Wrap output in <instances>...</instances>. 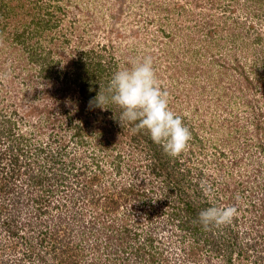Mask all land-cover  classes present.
Listing matches in <instances>:
<instances>
[{
  "label": "rangeland",
  "instance_id": "374dc122",
  "mask_svg": "<svg viewBox=\"0 0 264 264\" xmlns=\"http://www.w3.org/2000/svg\"><path fill=\"white\" fill-rule=\"evenodd\" d=\"M0 4V154L29 151L17 154L26 188H0V264H264V0ZM147 56L191 131L175 157L119 106H89ZM59 147L61 181H26L52 170ZM213 205L238 213L205 228L198 213ZM89 215L91 231L80 228ZM116 233L124 246L109 249ZM149 235L154 256L141 257Z\"/></svg>",
  "mask_w": 264,
  "mask_h": 264
},
{
  "label": "clouds",
  "instance_id": "9594fccd",
  "mask_svg": "<svg viewBox=\"0 0 264 264\" xmlns=\"http://www.w3.org/2000/svg\"><path fill=\"white\" fill-rule=\"evenodd\" d=\"M153 64L152 57L147 56L134 62L128 68L116 71L105 91H99L94 100L89 101V106L95 105L102 109L109 103L119 106L121 109L120 121L134 124V130L146 129L154 143L160 144L168 155L175 157L188 146L191 131L183 123L181 116L170 108L169 93L161 86ZM9 77V73H0V80ZM13 150L14 147H12ZM4 158V155L0 154V188H3L4 185L15 184L22 192L27 183L19 182L14 173L18 167L15 162L18 158L17 152ZM6 160L8 162H5ZM58 160L61 158L59 157ZM18 169L21 168L18 167ZM10 171L12 172L10 173ZM37 177L38 175L35 174L31 179L29 175L25 180L34 183ZM201 188L205 194L212 191L211 185L206 182L201 183ZM45 196L46 194L41 192L35 197H42L43 203ZM237 213L238 209L235 206L213 205L201 210L198 213V220L205 228L219 227L230 224Z\"/></svg>",
  "mask_w": 264,
  "mask_h": 264
},
{
  "label": "trees",
  "instance_id": "16d2710c",
  "mask_svg": "<svg viewBox=\"0 0 264 264\" xmlns=\"http://www.w3.org/2000/svg\"><path fill=\"white\" fill-rule=\"evenodd\" d=\"M6 5V4H5ZM1 10H5V7H4V4H0V11ZM0 15H1V12H0ZM20 34H22V33H19L18 35H16V38L19 40V41H25V39L23 38L22 40H21V35ZM236 65H238V64H236ZM82 73H83V71H82ZM85 74H86V72L85 73H83L82 75H84L85 76ZM74 81H76V82H78L79 83V87H80V89L79 90H81L82 92H84L85 91V89H87V88H85V86H87L86 84H87V82H86V80H81V79H78V74L75 76V78H74ZM82 81V82H81ZM120 114H121V111L118 113V118H120ZM124 122V121H123ZM130 124V123H129ZM85 125H83V127H80V128H82V129H84L85 127H84ZM130 126H131V128H133L132 127V124H130ZM133 126H135V125H133ZM121 128H122V126H121ZM119 129V128H118ZM123 129V128H122ZM145 131H147L146 129H144ZM142 130H139V131H137V134H139V135H143L142 134V132H141ZM144 136V135H143ZM144 137H146V136H144ZM135 138H137V137H135ZM134 138V139H135ZM149 146H152V147H154L155 149H157L158 150V148L157 147H160V148H163L160 144H155L153 141H152V139L150 138V143H149ZM42 148H44V147H42ZM15 149H16V152H17V154H19V155H22V153H26V152H23V150L24 151H28V149H25L24 147H22L21 145H17L16 147H15ZM62 151H63V148L62 147H59L57 150H52L51 152H49V154H46V155H48L49 156V158H51V160H53L54 162H53V166L51 167L52 168V170L50 171V170H47V169H44L42 172H40V173H36L37 175H38V177L36 178V180L34 181V182H36V183H38V184H40V182H41V180L42 179H46L47 177H51L52 178V176L51 175H60V174H62L66 169H67V166H66V163L64 164V166H62L61 168L62 169H60V171H54V168L55 169H57L58 170V168H56V166H58L59 167V165H58V163H61L60 162V160H58V158L61 156V154H62ZM29 152V151H28ZM40 152H42V153H44L45 151H43V150H40ZM46 153V152H45ZM54 154L55 155H57V157L56 156H54ZM29 155V154H28ZM44 155V154H43ZM33 156V153L32 152H30V155H29V157H27V158H31ZM53 157V158H52ZM18 161H19V159L17 158L16 159V165L19 167V164H18ZM18 167H17V169H15V171H14V173H15V175L16 176H19V173H23L22 171H20L21 169H18ZM197 175H198V177H200V178H203V173H202V171L201 170H199V171H196L195 172ZM25 174V173H24ZM188 174H190V171L188 170ZM88 177H90V176H88ZM92 177V176H91ZM90 177V178H91ZM88 185V184H87ZM61 226H64L63 224H61ZM57 227H59L60 228V225H57ZM129 230V229H128ZM39 232H40V230H39ZM44 232V231H43ZM124 239V238H123ZM152 239H153V237L151 236V235H149V236H147V238H146V242H145V244H144V246H143V248L142 247H139V249H137L136 251H138L137 253H138V255H140L141 257H142V255H143V253L145 254L146 252L145 251H143V249H150L149 250V252H153V256H154V251H153V244L154 243H152ZM143 245V244H142ZM111 246L112 247H110L109 246V248H119V249H121L122 248V246H124V240H121V242H117V243H115V242H112L111 243ZM157 252H159V249H157V251H156V253ZM151 255H152V253H151ZM152 256V257H153ZM151 258V257H150ZM5 264H8V263H5ZM14 264H17V263H14ZM19 264H34V262H33V260H29V261H26V262H22V263H19Z\"/></svg>",
  "mask_w": 264,
  "mask_h": 264
},
{
  "label": "built area",
  "instance_id": "2783aa9c",
  "mask_svg": "<svg viewBox=\"0 0 264 264\" xmlns=\"http://www.w3.org/2000/svg\"><path fill=\"white\" fill-rule=\"evenodd\" d=\"M25 154H27V152L25 153ZM22 168V167H21ZM17 169V168H16ZM23 169V168H22ZM6 173H7V171H5ZM12 171H10V173H11ZM19 182L20 181H22V180H18ZM83 185V184H82ZM0 186H1V182H0ZM90 216V220L89 219H86V222H84L83 223V225L82 226H80V228H85V230H87V231H91V229H94V227L95 226H92V225H94V221L93 220H91V219H94L91 215H89ZM121 216V213H120V215H119V217ZM105 217H106V219H109L110 218V214H106L105 215ZM70 219V218H69ZM85 224H87V225H85ZM121 227H122V229H124L125 227L123 226V225H121ZM120 231H122V230H120ZM115 235V237H114V239L112 240V241H114L115 243H117V242H120L119 241V239H118V237H119V235H121L120 233L119 234H114ZM122 237V236H121ZM122 240H123V238H122ZM110 242V241H109ZM110 249V248H109ZM113 249V248H112ZM116 249V248H115ZM119 249V248H118Z\"/></svg>",
  "mask_w": 264,
  "mask_h": 264
},
{
  "label": "flooded vegetation",
  "instance_id": "af4514ba",
  "mask_svg": "<svg viewBox=\"0 0 264 264\" xmlns=\"http://www.w3.org/2000/svg\"><path fill=\"white\" fill-rule=\"evenodd\" d=\"M62 163H58V165H61ZM63 165V164H62ZM57 171H60V170H57ZM62 171V170H61ZM60 171V172H61ZM61 175H58V177L60 178V181H61V177H60Z\"/></svg>",
  "mask_w": 264,
  "mask_h": 264
}]
</instances>
